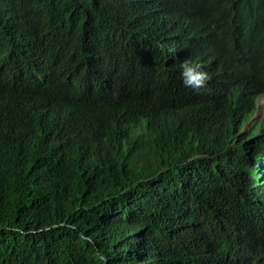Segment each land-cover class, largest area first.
Returning a JSON list of instances; mask_svg holds the SVG:
<instances>
[{"label":"trees","instance_id":"obj_1","mask_svg":"<svg viewBox=\"0 0 264 264\" xmlns=\"http://www.w3.org/2000/svg\"><path fill=\"white\" fill-rule=\"evenodd\" d=\"M3 92L0 264H264V0H0Z\"/></svg>","mask_w":264,"mask_h":264},{"label":"clouds","instance_id":"obj_2","mask_svg":"<svg viewBox=\"0 0 264 264\" xmlns=\"http://www.w3.org/2000/svg\"><path fill=\"white\" fill-rule=\"evenodd\" d=\"M141 37H143L142 33L137 30L136 36L133 39V41H137ZM121 68L124 67H115L112 71L111 76L108 78V82L106 83V85L110 93L114 94L115 89L118 87L121 86L127 87L129 89L128 90L129 96L126 97V100L123 105L125 107L131 108L134 113L137 111L145 112L143 109L144 106L143 102L145 101L143 98L144 93L140 88V83H141L140 80L135 78V74L133 71L131 72V74L130 73L122 74L120 70ZM125 69H129V66H127ZM180 69H181V78L185 87L191 88L198 93L206 87V82L209 80V76L207 72L201 70L202 69L201 64L191 59H185L181 62ZM235 88L240 93H246L249 90H254L253 87L243 84H237ZM59 96L60 97L64 96L63 91L59 92ZM262 97H264V92L257 95L255 99V104L250 98H246L247 103L251 105L253 111L245 120L242 130H254L257 126L258 131L261 133L262 129L264 128V116L261 120L252 121V119L260 109V99ZM8 101H9L8 92L0 93V104L2 106V109L6 113H8L9 111ZM47 103H50V105H47ZM34 107L38 114L39 119L43 122H47L54 115V108L51 104L50 97L48 95H40L35 100ZM0 128L2 130L0 136L5 135L10 128V123L3 117L2 114H0ZM260 210L263 211L264 207L262 206Z\"/></svg>","mask_w":264,"mask_h":264},{"label":"rangeland","instance_id":"obj_3","mask_svg":"<svg viewBox=\"0 0 264 264\" xmlns=\"http://www.w3.org/2000/svg\"><path fill=\"white\" fill-rule=\"evenodd\" d=\"M263 116H264V97L260 99V109L258 113L253 117L252 121L261 120Z\"/></svg>","mask_w":264,"mask_h":264}]
</instances>
